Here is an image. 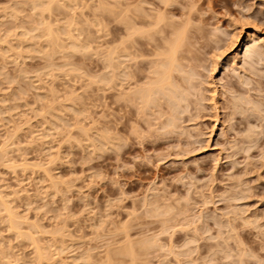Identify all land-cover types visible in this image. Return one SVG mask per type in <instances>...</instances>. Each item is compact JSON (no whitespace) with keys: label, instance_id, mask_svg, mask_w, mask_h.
<instances>
[{"label":"rangeland","instance_id":"obj_1","mask_svg":"<svg viewBox=\"0 0 264 264\" xmlns=\"http://www.w3.org/2000/svg\"><path fill=\"white\" fill-rule=\"evenodd\" d=\"M36 1L0 0V264H104L109 247L124 245V227L134 240L159 238L160 248L157 241L155 249L142 250L138 264H177V255L182 264L207 259V264H264V255L246 246L264 239V88L259 89L264 82V0H174L178 2L170 9L176 19H187L186 24L194 26L191 34L199 27L202 33L193 35L197 42L192 59L185 53L187 65L197 73L185 66L196 76L191 81L198 87L195 100L200 104L194 99L189 108L187 102L182 104L188 111L181 119L176 114L180 129L172 133V127L163 130L169 123L163 120L168 113L164 103L163 123L159 121L163 127L154 123L160 111L155 115L159 119L150 116L159 107L141 114L130 104L126 114L122 94L129 89L128 81L122 76V84L116 85L107 66L128 61L106 59L116 43L114 25L120 26L123 37L131 20H125L131 16V11L125 13L128 4L145 14L155 1L163 6L160 0H56L52 14L44 15L60 32L58 43H76L72 49L48 43ZM249 31H258L261 38L252 44L263 45L253 51L254 57L246 54L253 63L262 58L251 67L252 60L245 57ZM123 62L121 72H130ZM247 76L257 81L251 85L257 91L246 90L250 106L243 102L247 95L240 93L250 87L243 83ZM252 95L261 104V114ZM238 96L245 110L234 106ZM254 106L255 115L250 109ZM148 113L155 126L147 123ZM229 220L233 228H222ZM17 221L20 228H12ZM166 222L172 227L168 231L163 230ZM230 229L237 238L228 235ZM217 244L227 245L233 259ZM243 249L252 256L238 263L246 256ZM116 257L114 264H130V257Z\"/></svg>","mask_w":264,"mask_h":264},{"label":"bare ground","instance_id":"obj_2","mask_svg":"<svg viewBox=\"0 0 264 264\" xmlns=\"http://www.w3.org/2000/svg\"><path fill=\"white\" fill-rule=\"evenodd\" d=\"M37 1H39V0H37ZM36 1V2H37ZM159 1V0H158ZM40 2V5H38V2L36 3V5H35V7L37 6V8L39 9V11L41 12H39V14L40 15H42V16H44L42 19H45L44 21H43V23H45V27H44V29H42V34H44L45 36H46V40L48 41V43L50 44L51 42L53 43V45L52 46H54V44L55 45H57V47H59V48H61V47H65V46H68V45H64L62 42V46L60 47L59 46V44H61V43H58V42H60L59 40H60V37H61V34H59L60 32L58 31V30H55L52 26H53V24L52 23H50L49 21H51V19H49V21H48V19L46 20V18H49V17H45V15L46 14H48V13H50L51 11L50 10H52V7L51 6H53V4H56L57 2H56V0H40L39 1ZM159 2H161V3H163V6H161V4L159 3H157L156 1L154 2V9L153 10H151V9H149V13H148V10H147V13H137V9L136 8H138L137 6H135V8L134 7H132L133 9H130L131 8V6H130V4H128V8L126 9V11H125V13H126V15L128 14L127 12H130L131 11V13H129L131 16L128 18V19H125V20H130L129 22H128V25H125V27H124V29L122 30V32L124 33L122 36L123 37H120V34H119V31H120V26L119 25H114V36H113V40L116 42V43H114L113 45H112V47L110 46V50H109V52H108V54L109 55H107V57H106V59H107V61L109 60H115V61H119V59L122 57V60L124 59V57H126V61H128V63H129V61H133V64H128L127 62H125V59H124V62L123 61H121V62H123L124 64H126V65H124V67H126V69H128V67L130 68V72H121V70H120V68L122 69L123 67H120V63H114V64H112V66H107V67H109L110 69V71L112 72L113 71V73H112V75H113V78H114V80L113 81H115L116 82V85H119V84H122V76L123 77H126V79H127V83H125V84H127V85H129V89L126 91V92H124L122 95L124 96V98L126 99V101L125 102H127L126 103V105H125V108H126V114H127V112L128 113H130L131 112V109H130V104H132V105H136L137 107H135V108H137V110H140V112H141V114L142 113H144L145 112V110L147 109V110H149L150 108H153V109H151V111L152 110H154V109H156V108H154V107H159L158 108V110H154L153 112H150L151 113V117L153 116H157V113H158V117L160 118V120H155V119H159L158 117H156L155 116V118H153L154 120H155V124H160L161 126L163 125V124H161V122H162V118L161 117H163V116H160V113H161V111L162 110H160L161 109V107H163L162 106V104L166 107V110L167 111H165V107H163L162 109L165 111V112H168L167 114H169L170 115V117H168L169 115H167L166 113V117L163 119L164 120V123H166V122H169V123H167L166 124V127H163V126H165V124L162 126L164 129L163 130H168V128L167 127H172V129L171 128H169V130L168 131H171V133H172V131L173 132H177V130H179L180 128H176V126H178L179 127V122L180 121H178L179 119H177V117H176V114H178L179 115V118H180V115H181V118H182V115H183V112L185 113L186 111H188L187 110V108H186V106L188 107H190V105L192 104V102L191 101H193V99H194V101L193 102H195V101H197L198 100V96H199V91H196L197 89H198V87H196V84H195V86L193 85L194 83V81H195V79H194V77L196 78V76L194 75V74H196L197 75V73L196 72H194L195 70H194V67L193 66H190L189 64L187 65V62H189L188 60H190V59H188L189 58V56L187 55V54H189L190 55V58L192 59V56H193V54L191 53V49H192V47L195 45V43L197 42L196 41V39L194 38V37H196L197 36V31H198V33L199 34H201L202 33V30L200 29V27L199 28H197V30H196V33L194 32V31H192L193 29L192 28H194V26H192L191 24H190V22H189V26H192V27H190V28H188L189 26L187 25L188 23V21H187V19H186V22L184 21V22H182L181 20H177L176 19V17L174 16V12L171 10L172 9V6L171 5H173L174 3L176 4V2H178V1H174V0H160ZM117 3H119V2H117ZM117 3H115L113 6L116 8V5H117ZM156 3V4H155ZM119 5H121V4H119ZM155 5H156V7H155ZM171 6V7H170ZM174 6V5H173ZM155 8L157 9V10H155ZM171 8V9H170ZM185 8H187V7H185ZM114 9V8H113ZM173 9H175V8H173ZM133 10H136V11H133ZM139 10V9H138ZM154 10L156 11L155 13H154ZM172 11V13H170V14H173L172 16L171 15H168L169 14V12H171ZM47 12V11H49V12H47L45 15H44V12ZM53 11V10H52ZM115 11V10H114ZM123 10H122V14H124L123 12H124ZM139 11H141V10H139ZM112 12V11H111ZM143 12H145V10L143 11ZM153 12V13H152ZM190 12V11H189ZM121 13V12H120ZM119 13V14H120ZM191 13H192V11H191ZM51 14H52V12H51ZM51 14H50V17H51ZM113 14V13H112ZM123 16V15H122ZM129 16V15H128ZM127 16V17H128ZM169 16L171 17V18H169ZM174 16V17H173ZM185 16V15H184ZM187 16V15H186ZM190 16V15H189ZM126 17V16H125ZM173 17V18H172ZM174 18H175V20L177 21V23L176 22H174L175 20H174ZM190 19V18H189ZM46 21V22H45ZM41 22V21H40ZM178 22H182V23H185L184 25L183 24H181V23H179L178 24ZM192 22V21H191ZM42 23V24H43ZM54 23V22H53ZM187 23V24H186ZM57 23L55 22V24L54 25H56ZM181 24V25H180ZM58 26H59V24H57ZM201 26V25H200ZM202 27V26H201ZM58 28V27H57ZM190 29H192L191 30V32H193L192 34L190 33V32H188V31H190ZM196 29V28H195ZM198 29H200V30H198ZM57 32V33H56ZM59 32V33H58ZM71 31H69V33H70ZM262 32V31H261ZM67 33H68V31H67ZM66 33V34H67ZM196 34V36H193V35H195ZM248 34H247V40H246V42H245V45L247 46V48H246V53H245V55L247 54V53H249V52H252L251 53V55L253 54V51L255 52V50H256V48L258 49V48H262L263 47V45H261L260 47H258V45H260V43L259 44H257V47L255 46V45H253L255 42H256V39L255 38H257L258 40H259V36H258V31L257 32H255V31H249V32H247ZM41 34V35H42ZM62 34H63V32H62ZM71 34V33H70ZM189 34H190V36L192 37V38H194V40H192V44L190 43V36H189ZM263 34H264V30H263ZM43 35V36H44ZM68 35V34H67ZM210 35V34H209ZM69 36V38H70V35H68ZM74 37V36H73ZM237 37V36H236ZM235 37V38H236ZM234 38V37H233ZM235 38L233 39V43L235 42L234 40H235ZM254 39H255V41H254ZM261 39V38H260ZM45 40V39H44ZM76 39H74V41H75ZM61 41H63L62 39H61ZM195 41V42H194ZM254 41V43L252 44V42ZM76 42V41H75ZM112 42V41H111ZM250 42H251V44H250ZM46 43V42H45ZM51 43V44H52ZM72 43H74L73 41H72ZM50 44V45H51ZM76 43H74V44H71L70 43V45H75ZM81 44V45H80ZM80 47L82 46L83 47V45H82V43H81V41H80ZM116 44V45H115ZM263 44V43H262ZM40 45V44H39ZM38 45V48L40 47ZM191 45V46H190ZM249 45H253L254 47H255V49L253 50V48L251 47V46H249ZM43 46V45H42ZM41 46V47H42ZM72 46V47H73ZM84 46H86L85 44H84ZM245 46V47H246ZM40 47V48H41ZM45 47H47V46H45ZM57 47H55V49L57 48ZM70 49H72V47H70V46H68ZM68 47H65V48H68ZM75 47H78L79 48V46L78 45H76ZM190 47V48H189ZM44 47H42V49H43ZM65 48H62L63 49V51H68L67 49H65ZM41 49V50H42ZM81 49V48H80ZM82 49H84V48H82ZM40 50V49H39ZM39 50H36L37 52L39 51ZM190 50V51H189ZM259 50H261V49H259ZM45 51V50H44ZM249 51V52H248ZM189 52V53H188ZM185 53H187V54H185ZM191 53V54H190ZM250 54V53H249ZM254 54H256V52L254 53ZM192 55V56H191ZM251 55L249 56H245L246 57V59L247 58H249L250 57V59L252 60L253 58H251ZM110 56V57H109ZM253 57H254V55H252ZM127 57L129 58V60H127ZM141 58V60H138V59H140ZM110 58V59H109ZM263 59H264V56H263ZM186 60V62H184ZM256 60H258V61H256ZM255 60V63H253L254 61L252 60L250 63H253V64H249L250 65V67H251V65L253 66L254 64H256L257 62H261V60H262V58H257ZM108 61V62H109ZM132 61H131V63H132ZM192 61V60H191ZM246 61V60H245ZM247 62V61H246ZM110 63V62H109ZM184 63H186V65H184ZM108 65H110V64H108ZM127 65H130V66H127ZM185 66H187V68L189 67H193V68H191V71L194 73L193 75H192V72L190 73V70H187V68H185ZM133 67V68H132ZM135 67V68H134ZM111 68H112V70H111ZM188 68V69H189ZM125 69V70H126ZM255 70V69H254ZM253 72V71H252ZM123 73V74H122ZM255 73H257V71L255 72L254 71V75H257V74H255ZM261 74H259V76H260ZM192 76H193V78H192ZM260 77H263V76H260ZM242 78L243 77H241V81H244V79L246 78H248V76L247 77H245L243 80H242ZM103 79V78H102ZM124 79V78H123ZM125 79V80H126ZM192 79H194V81L192 82L191 80ZM251 81H250V80ZM252 79L254 80V77H249L247 80H245V81H247V83L244 81L243 83H245L246 84V86L247 85H249L250 87L248 88V86H247V88L244 90V91H241L240 93H242V92H244L246 95L248 94L249 95V93L251 92V90L253 91V89H254V91L256 90L257 91V88L255 89V87L254 86H251V85H255V82H256V84H257V81H252ZM104 80V79H103ZM249 80V81H248ZM109 81H110V79H109ZM112 81V82H113ZM124 81V80H123ZM124 82H126V81H124ZM123 82V83H124ZM248 82H250V84H248ZM242 83V82H241ZM242 83V84H243ZM254 83V84H253ZM259 83H261V81L259 80ZM245 84H243V86H245ZM263 84V85H262ZM113 85H114V83H113ZM112 85V86H113ZM261 86H259L260 88L259 89H263L264 88V82L262 81V83L260 84ZM116 87V86H115ZM192 87H193V90H195L197 93H195V92H192ZM254 87V88H253ZM117 89L116 90H118V88H119V86L118 87H116ZM195 88V89H194ZM252 88V89H251ZM115 89V88H114ZM189 89H190V91H191V96H193V98L191 97V96H189L190 95V92H189ZM249 90L250 89V91H249V93L246 91V90ZM259 89H258V93H260V92H262V89H261V91L259 92ZM115 90V91H116ZM119 91V90H118ZM237 91V90H236ZM239 91V90H238ZM246 91V92H245ZM201 92V91H200ZM118 94V93H117ZM195 94H198V96H196ZM248 95H247V97H245L244 96V99H243V97H240L239 98V96H238V98L236 99L237 100V102H238V100H239V104L237 105V102L236 101H234L233 103H234V106L236 107V108H240L241 106L244 108L245 107V103H243V102H247V104H248V102H249V100H248ZM116 97L118 96V95H115ZM189 96V97H188ZM196 96V97H195ZM192 99H191V98ZM195 97V98H194ZM200 97H201V95H200ZM254 98V95H252L251 96V100L253 101V98ZM187 98L189 99V101L187 100ZM247 100H246V99ZM195 99H197V100H195ZM241 99V100H240ZM242 99H243V102H242ZM124 100V99H123ZM199 101V100H198ZM197 101V102H198ZM240 101H241V105H240ZM184 102H185V104H186V102H187V104H186V106L185 105H182V104H184ZM188 102H191V103H188ZM199 103V102H198ZM198 103H196L195 102V104H197L198 105ZM243 103V104H242ZM256 104V100H255V102L253 101V104ZM188 104H190V105H188ZM200 104V103H199ZM237 106H236V105ZM250 104H252L251 102H250ZM250 104H248V106H250ZM254 104V105H255ZM184 106H185V109H184V111L182 110L181 112H179L178 110H180L181 108L180 107H182V108H184ZM233 106V108H234V110L236 109L235 107ZM239 106V107H238ZM258 106V107H257ZM259 106H261V104L259 105V103H257L256 104V107L257 108H259V110L254 106V109L251 107H248V108H250L251 109V111H253V114L255 115V108H256V110H258V112H260L259 114H261V107H259ZM133 107V106H132ZM188 107V108H189ZM134 108V107H133ZM243 108H240V109H242V110H245V109H243ZM247 108V110L249 111V109ZM146 110V111H147ZM247 111V112H248ZM139 112V111H138ZM154 112H155V114H154ZM179 112V113H178ZM235 112H236V110H235ZM237 112H240V110H237ZM258 112H256V113H258ZM150 113H148L147 115L148 116H146L145 115V117H150L149 116V114ZM162 113H163V111H162ZM180 113H182V114H180ZM242 113V112H241ZM244 113V112H243ZM248 113H250V112H248ZM252 113V112H251ZM137 114V113H136ZM146 114V113H145ZM234 114V113H233ZM253 114H251V116L253 115ZM162 115H164V114H162ZM257 115V114H256ZM139 116H140V114H139ZM143 116H144V114H143ZM165 116V115H164ZM136 117V116H135ZM151 117L150 118H148V122L147 121H145V122H147V123H150L151 125H153V126H155L154 125V123L152 124L151 123ZM168 117V119H166ZM176 117V118H175ZM249 117V116H248ZM259 117V116H258ZM127 118H128V120H130L131 119V117L128 115L127 116ZM143 118V117H142ZM180 118V119H181ZM136 119V118H135ZM145 119V118H144ZM152 119V120H153ZM177 119V120H176ZM137 120V119H136ZM141 120H143V119H141ZM153 120V121H154ZM167 120V121H166ZM159 121H161V122H159ZM166 121V122H165ZM157 122V123H156ZM176 122H178V123H176ZM261 122H263L264 123V120H262ZM120 123V122H119ZM132 123H133V121H132ZM135 123H136V121H135ZM138 123V122H137ZM163 123V122H162ZM134 124V123H133ZM150 124H148L149 125V127H150ZM157 124V125H158ZM170 126H169V125ZM173 124H176V125H174L175 126V128H173V126H171V125H173ZM135 125V124H134ZM162 127H160V128H162ZM132 128H133V126H132ZM134 128H135V126H134ZM182 128V127H181ZM135 129H137V128H135ZM135 129H133V130H135ZM173 129H175L176 131H174ZM183 130H184V128H183ZM253 130V129H252ZM168 131L166 132L165 131V133H168ZM251 132V131H250ZM114 133H116V132H114ZM162 133V132H161ZM252 133V132H251ZM149 134V133H148ZM249 134V133H248ZM116 135V134H115ZM175 136V135H174ZM251 136H252V134H251ZM116 137V136H115ZM115 137H113L112 139H114ZM138 137H140V136H138ZM178 137H180V136H178ZM249 136H247V139L249 140V141H251L250 139L252 138V140H254V138L253 137H251V138H248ZM104 138V137H103ZM117 138V137H116ZM119 139H121V138H119ZM119 139H117L118 140V143H119ZM108 140H110V139H108ZM114 140H116V139H114ZM122 140V139H121ZM113 141V140H112ZM255 141V140H254ZM109 142H111V141H109ZM121 142V141H120ZM111 143H113L114 145H116V143H114V141L113 142H111ZM117 143V146L119 145ZM251 143V142H250ZM254 143V142H253ZM121 144V143H120ZM249 144V143H248ZM248 144L245 146V147H247L248 146ZM252 144V143H251ZM250 144V145H251ZM252 146L253 145H251L249 148H244V151H249V149L250 148H252ZM116 148V147H115ZM241 148V150H242V147H240ZM239 148V149H240ZM240 151V150H239ZM243 151V152H244ZM234 198V197H233ZM2 200H3V198H1ZM1 199H0V202H2L1 201ZM147 200V199H146ZM4 202V201H3ZM3 202H2V204H3ZM146 202V201H145ZM157 204V203H156ZM160 204V203H159ZM148 205V204H147ZM158 205V204H157ZM7 207V206H6ZM146 207V206H145ZM152 209V211H149L150 213H155L154 211L155 210H157L158 209V215L160 214V212H159V207L158 208H156L155 207V210H153L154 208H151ZM167 209V208H166ZM10 210V209H9ZM13 213V212H12ZM9 214H11V210L9 211ZM14 214V213H13ZM13 214H11V217H13L12 215ZM161 214H163L162 213V211H161ZM236 214V213H235ZM154 215H156V213L154 214ZM164 215H165V213H164ZM16 218H17V216L16 215H14ZM160 216V215H159ZM167 216V215H166ZM9 217H10V215H9ZM153 217V216H152ZM165 217V216H164ZM167 217H170V216H167ZM9 219H11V220H13L12 218H9ZM165 221H168V220H166L167 218H163ZM161 220V222H163L164 220ZM229 219V218H228ZM228 219H226V220H228ZM231 219V218H230ZM14 220H15V218H14ZM17 220V219H16ZM165 221H164V224H165ZM14 221H12V223H13ZM20 222V221H19ZM228 222V221H227ZM232 222H231V220H229V225L227 224V223H224L226 226L225 227H223L224 226V224L222 223V225L223 226H221V222L220 223H218L219 224V226H221L222 228H226V227H228V226H232L233 225V223L231 224ZM253 223V222H252ZM17 224V225H16ZM19 223H18V221H17V223H14L13 225H11V226H13L12 228H16V227H19V225H18ZM163 224V223H162ZM164 224H163V230H166V231H168V229L167 228H170L171 226H170V224L168 225V222H166V224L169 226H164ZM187 224V223H186ZM193 224V223H192ZM160 225V224H159ZM179 225V224H178ZM182 225V224H181ZM183 226V225H182ZM181 226V227H182ZM193 226V225H192ZM192 226H190V227H192ZM195 227H196V225H194ZM124 227V226H123ZM164 227H166L165 229H164ZM20 228V227H19ZM172 228V227H171ZM183 228L184 227H182L181 229L183 230ZM187 228V227H186ZM185 228V229H186ZM197 228V227H196ZM222 228H220V229H222ZM229 228V227H228ZM231 228H233V227H231ZM235 228V227H234ZM16 229H18V228H16ZM123 229H125V230H123ZM131 229V228H130ZM152 229V228H151ZM180 229V228H179ZM192 229V228H191ZM193 229H194V227H193ZM219 229V231H218V233L219 232H221V233H223L224 231H222V230H220ZM129 230V229H128ZM127 230V228H122V231H123V233H124V240L123 241H125V243H124V245H122L121 247H117L116 249H114V248H112L111 247V250H110V247H109V251L107 250V253L105 254V262H104V260H103V262H104V264H114V260H116L117 259V257H116V255L118 256V254L120 255V254H122V255H126V256H128V258L130 257V264H138V263H140L142 260H138V258H139V255H142V254H144V253H142L143 251L142 250H144V252L145 253H147V251H149V249L151 248V246H152V248H153V246L155 245V247L158 245V247L159 246H161L160 245V241H158V237H157V240H156V235L155 236H153V237H151V239L150 238H143V239H141V238H139L140 240H134V239H131L130 238V235H129V233L127 232L128 231ZM162 230V231H163ZM235 230V229H234ZM234 230H232L231 231V229H230V231H231V233H229L228 235L230 236V235H234V236H236L235 234V232H234ZM165 231V232H166ZM174 231H175V229H174ZM194 231H197V230H195L194 229ZM208 231V230H207ZM164 233V231L162 232V234ZM220 233V234H221ZM225 233V232H224ZM223 233V234H224ZM227 233V232H226ZM234 233V234H233ZM22 234V233H21ZM24 234V233H23ZM157 234V233H156ZM168 234V233H167ZM145 235V234H144ZM153 235V234H152ZM219 235V234H218ZM150 236V235H149ZM148 235H147V237H149ZM158 236V235H157ZM220 236V235H219ZM237 236H238V234H237ZM237 236L235 237V238H237ZM233 237V236H232ZM242 237V236H241ZM194 238V237H193ZM228 238V240L229 239H231V237H227ZM227 238H224V241L226 242L227 241ZM234 238V237H233ZM239 238V237H238ZM136 239V238H135ZM171 240H172V237H171ZM188 240V239H187ZM195 240V239H194ZM240 240V239H239ZM159 243H158V242ZM243 241V240H242ZM172 242V241H171ZM236 242V241H235ZM240 242V241H239ZM156 243H158V244H156ZM191 243V242H190ZM189 244V243H188ZM225 244V243H224ZM227 245H228V241H227V243H226ZM239 244V243H238ZM237 244V245H238ZM121 245V244H120ZM183 245V244H182ZM225 246V247H223L222 246V244H220V246H222L221 248L219 247V245L217 244L216 246H217V248H220L221 249V251L222 250H224L223 252L224 253H226V250H228V246ZM155 247L153 248V249H155ZM172 247V246H171ZM170 247V250L169 251H171L172 250V248ZM240 247V246H239ZM160 248V247H159ZM164 248V247H163ZM225 248H227V249H225ZM235 248V247H234ZM186 249V248H185ZM191 249V248H190ZM189 249V250H190ZM245 249V248H244ZM243 249V250H244ZM147 250V251H146ZM165 250V249H164ZM168 250V249H167ZM187 251V250H185V252L186 253H184V250H183V253L185 254V256L186 255H190L191 256V252L190 251ZM217 250V249H216ZM230 250V249H229ZM172 251H175V250H172ZM171 251V252H172ZM208 251V250H207ZM188 252H190V253H188ZM234 252V251H233ZM243 253H241V254H245L246 253V256L244 255H242L243 257H244V259H238L237 261H239L238 263H240V260H246L245 259V257L247 258V257H250V256H252L251 254H249L247 251H242ZM245 252V253H244ZM142 253V254H141ZM169 253V252H168ZM174 252H172V254H173ZM223 253V254H224ZM229 254H227L226 253V256H227V258H229L230 257V259H233V258H231V256H229L230 255V253H231V251L230 252H228ZM176 255H177V253H175ZM179 254V253H178ZM241 254H239V256L241 255ZM211 255V254H210ZM248 255V256H247ZM250 255V256H249ZM40 257H43V256H41V253H40V255H39ZM174 256V255H173ZM190 256H187V258H189V260H190ZM225 256V257H226ZM122 257V256H121ZM124 257V256H123ZM178 257V258H177ZM177 257H174V259L176 260V259H178V262H179V255H177ZM241 257V256H240ZM116 258V259H115ZM236 258V257H235ZM239 258V257H238ZM84 258H82V260H83ZM181 259H182V257H181ZM193 259V258H192ZM87 260V259H86ZM85 259H84V263H85V261H86ZM119 260H121V259H119ZM165 260V259H164ZM209 260H211V259H209ZM122 261V260H121ZM121 261H120V263H121ZM192 260H190V264H192V262H191ZM207 261H208V259H207ZM207 261L205 262V263H203V264H207ZM233 261H235V260H233ZM233 261H231L230 263H227V264H233V263H235V262H233ZM259 261V260H258ZM83 262V261H82ZM102 262V263H103ZM116 262V261H115ZM119 262V261H118ZM123 262V261H122ZM127 262V261H126ZM161 262V261H160ZM163 262V261H162ZM176 262H177V260H176ZM178 262H177V264H178ZM186 262V261H185ZM189 261L187 260V262L186 263H188ZM193 262H194V264H197V263H195V261L193 260ZM233 262V263H232ZM242 262V261H241ZM119 263V264H120ZM144 263V262H143ZM142 263V264H143ZM182 263H184V262H182V261H180L179 262V264H182ZM261 263V262H260ZM260 263H258V264H260ZM162 264V263H161ZM165 264V263H164ZM167 264H169V263H167ZM199 264V263H198ZM211 264V263H210ZM236 264H237V262H236ZM247 264V263H246ZM262 264V263H261Z\"/></svg>","mask_w":264,"mask_h":264},{"label":"snow or ice","instance_id":"obj_3","mask_svg":"<svg viewBox=\"0 0 264 264\" xmlns=\"http://www.w3.org/2000/svg\"><path fill=\"white\" fill-rule=\"evenodd\" d=\"M247 248L251 252H258L264 255V239L250 240L247 242Z\"/></svg>","mask_w":264,"mask_h":264}]
</instances>
